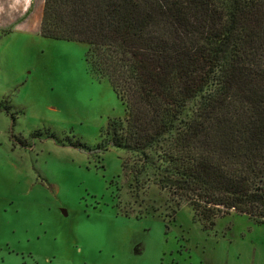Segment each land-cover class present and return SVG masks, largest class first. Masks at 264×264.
Masks as SVG:
<instances>
[{
    "label": "trees",
    "instance_id": "16d2710c",
    "mask_svg": "<svg viewBox=\"0 0 264 264\" xmlns=\"http://www.w3.org/2000/svg\"><path fill=\"white\" fill-rule=\"evenodd\" d=\"M39 30L85 44L124 106L73 148L124 150L131 192L154 184L204 231L229 212L264 222V0H44Z\"/></svg>",
    "mask_w": 264,
    "mask_h": 264
},
{
    "label": "rangeland",
    "instance_id": "374dc122",
    "mask_svg": "<svg viewBox=\"0 0 264 264\" xmlns=\"http://www.w3.org/2000/svg\"><path fill=\"white\" fill-rule=\"evenodd\" d=\"M43 5L0 0V264H264V222L229 212L204 231L154 184L131 192L124 150L70 145L94 148L124 106L85 44L40 36Z\"/></svg>",
    "mask_w": 264,
    "mask_h": 264
},
{
    "label": "crops",
    "instance_id": "0c3cea01",
    "mask_svg": "<svg viewBox=\"0 0 264 264\" xmlns=\"http://www.w3.org/2000/svg\"><path fill=\"white\" fill-rule=\"evenodd\" d=\"M30 3V0H27V4Z\"/></svg>",
    "mask_w": 264,
    "mask_h": 264
}]
</instances>
